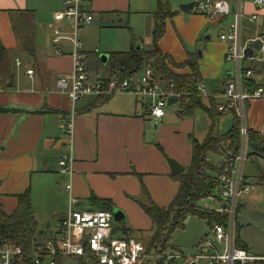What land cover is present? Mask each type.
Here are the masks:
<instances>
[{"label":"crops","instance_id":"obj_1","mask_svg":"<svg viewBox=\"0 0 264 264\" xmlns=\"http://www.w3.org/2000/svg\"><path fill=\"white\" fill-rule=\"evenodd\" d=\"M169 1L175 16L167 21V29H175L181 41L185 39L193 48L186 50L180 59H175L162 49L163 38L160 40V48L178 64L184 63L188 54H197L200 84L204 86L201 100L209 107L212 102L217 109L227 101L223 97V90L231 76V64L225 60L230 45L220 41V35L228 29L231 19L210 20L201 15H191L190 23L194 26L191 35H188V32L176 28V21H183V14L186 12L182 9L177 11L175 5L182 7L197 0ZM223 1L232 6L238 3L237 0ZM64 2L65 0H0V205L5 213L11 214L17 207V196L30 191L36 221L35 241H45L54 236L69 209L100 210L103 203H94L93 198L110 201L113 208L120 209L119 200L122 196L130 198L143 193L148 194L151 200L159 205L149 194L150 192L153 195L148 182L150 176L162 175L161 182L165 185L172 179L174 184L170 183V190L165 189L170 194L168 201H172L178 192L179 183L173 178L176 175L171 172L167 157H173L184 167V172L191 163L192 140L191 145L186 143L184 152H177L167 151V148L162 147L159 144V134L148 138L150 132L153 133L151 129L154 119L150 117L149 112L152 100L134 96L131 101H124L116 99L114 95L104 103H97L98 96H87L78 103L73 147L70 151L66 124L71 113V103L68 96L58 89L57 79L71 73V47L68 44L58 47L61 51L58 54L57 47L52 42L54 14L63 9ZM131 2L132 0H92L89 9L93 16L123 14L129 11ZM242 9L245 14L242 41L247 44L257 35L264 34V7L256 8L252 0H242ZM148 14L151 15L150 12ZM252 15L257 16L254 22L249 20ZM44 17L52 31L51 49L45 48L41 34L38 33ZM211 27L219 30L216 41H213V36L207 35L212 30ZM80 36L82 40L83 36ZM202 40L205 43L201 48L202 56L199 57L200 49L197 47ZM83 53L89 62L88 52L83 49ZM110 54L99 55L103 66L108 63L104 64L101 56L108 55L110 58ZM253 57L254 59L246 60L245 65L253 70L254 83H264V54L257 52ZM17 60L20 61L19 65ZM29 70H33L32 75L27 73ZM89 71L92 79L98 74L92 73L91 69ZM188 71V68H184L180 72ZM210 79L223 80L215 95L206 96L203 81ZM176 103H180L179 99L172 105ZM198 112L204 113L211 125L207 113L203 110H197L193 116L184 118L180 116L179 110L177 116L180 120H187L195 118ZM166 116L165 110L164 118ZM164 118L160 123H164ZM226 118L228 117L222 115L218 121ZM231 120L233 122L234 119ZM248 126L250 130L263 135L264 100L248 104ZM217 133L220 134L219 128ZM206 136L197 139L189 135L191 139L199 142H203ZM155 144L161 147H156ZM70 152L73 158L71 176L62 174L59 166L60 159ZM217 155L221 157L222 163L224 156ZM245 176L250 184L249 177L246 174ZM143 177H146V183ZM68 185H71L70 191L66 190ZM72 199L75 200L74 203L71 202ZM39 200L45 204L46 209L38 206ZM81 200L88 202L82 204ZM171 201L159 206L167 207ZM215 202L220 204L219 201ZM137 204L141 207L140 204L148 202ZM125 219L126 214L120 222ZM114 227L120 229L118 236L143 242L140 234L144 233V230H132L124 224ZM122 228L127 230L126 235L121 231ZM247 251L264 256L252 253L249 249Z\"/></svg>","mask_w":264,"mask_h":264},{"label":"built area","instance_id":"obj_2","mask_svg":"<svg viewBox=\"0 0 264 264\" xmlns=\"http://www.w3.org/2000/svg\"><path fill=\"white\" fill-rule=\"evenodd\" d=\"M92 0H65L62 10L54 14L53 44L58 54V47L68 44L71 47L73 61L71 73L57 79V87L66 94L71 103V113L66 124L69 138L68 147H73L76 105L87 96L99 95H132L136 98H150V117L160 121L165 116L170 97L179 98L161 87L163 81L158 78L152 67H145L144 73L137 78L134 74L125 79L102 78L97 74L92 79L89 63L83 53V42L80 30L94 21L89 9ZM236 6L223 0H197L189 9L194 15L206 16L211 20L230 18L228 29L221 33L220 41L230 46L225 60L231 64V76L223 90L225 104L218 107L223 115H230L238 123V152L225 157L224 173L220 177L221 186L210 198L219 201L214 210L222 216L221 223L214 224L194 255L181 253H150L146 245L135 238L121 237L113 233V211L90 210L77 211L69 209L60 221L57 232L45 241H34L31 251L25 252L21 247L6 243L0 246V264H24L27 258L33 264H57V259L75 258L86 264H149L163 259L165 264L175 260L182 264H263L264 256H257L237 246V214L239 201L249 193L244 169L250 160L248 104L256 100H264V83L253 82V70L245 65V61L254 59V53L264 54V34L257 35L249 43L242 41L243 18L242 0ZM256 8L264 7V0H252ZM256 15L249 19L254 22ZM259 41V50H254L252 57L246 56V50ZM17 64L20 61L17 60ZM33 74V70L27 72ZM203 84L198 86V96L203 92ZM264 137V133L262 135ZM226 161V162H225ZM220 165V166H221ZM60 172L73 174L72 154H65L59 161ZM71 190V185L66 187ZM75 202L74 199L71 200Z\"/></svg>","mask_w":264,"mask_h":264},{"label":"rangeland","instance_id":"obj_3","mask_svg":"<svg viewBox=\"0 0 264 264\" xmlns=\"http://www.w3.org/2000/svg\"><path fill=\"white\" fill-rule=\"evenodd\" d=\"M130 5L129 11L123 14H94L95 20L80 31L83 36V49L89 55V69H91L92 73L98 72L102 78L110 75L111 66H103L99 61V55L127 52L133 45L135 48L141 46L145 51L152 49L151 33L154 28L153 13L157 10L156 0H132ZM175 9L180 11L181 5H175ZM175 9L173 7V10ZM149 12L151 15L148 14ZM191 15L194 14L191 12L184 13V20L176 21V28L184 30L185 33L188 32V35H191L194 26V24L190 23ZM211 28L212 30L207 35L213 36V41H216L219 30L215 27ZM38 33L41 34L45 48L51 49L52 31L49 29V22L45 17L44 21L39 25ZM207 35H204V37ZM162 40V49L170 53L175 59H180L186 50H192L193 48L185 39L181 41L172 27H168ZM204 43V40H202L198 44V50L203 48ZM145 67L146 65L137 73V78L143 75ZM226 67L228 68V65ZM111 74L114 73L111 72ZM222 80L210 79L203 81L206 88L205 95H215ZM161 87H165L164 84ZM115 98L131 101L134 97L132 95H115ZM165 110L167 116L164 118L163 124L160 123L161 121L152 120L151 130L153 133L150 132L148 138H153L152 135L159 134L161 142H158L162 147L167 148V151L184 152L183 149L186 143L191 145V140H193L189 135L202 139L209 132L211 125L204 113L198 112L195 118L180 120L177 116L180 110V103L167 106ZM225 116L229 119H221L219 125H217L221 135L229 133L233 127L232 117L230 115ZM160 145L155 144L156 147H161ZM167 158L174 159L173 157ZM208 159L216 165L221 163V157L217 154H209ZM262 172H264V158L251 157L244 169V173L250 179V191L241 197L237 214V229L241 241L250 252L260 255H264V183L261 182L259 177ZM162 177V175H154L150 176L148 180L153 192V195L150 192L149 194L159 205L171 201V199L168 201L170 198L168 191L170 190V183L174 184L171 178L169 184L166 183L165 185L164 182L162 184ZM145 178L143 177L144 183H146ZM145 186L146 188L148 187L146 184ZM165 189H168V191L166 192ZM81 202L84 204L88 201L81 200ZM137 202L147 203V196L142 193V195H134L130 198L121 197L119 200L120 209L125 212L126 219L123 222L114 221V226L121 227L124 224L132 230H144V233L141 232L140 236L143 238V243L147 245L152 234L150 231L151 222ZM37 204L42 209L47 208L40 200L39 202L37 201ZM199 205L204 210H216L220 204L207 197ZM210 231V226L205 220L197 216H190L185 222V227L174 232L170 245L174 249L179 248L186 256L194 255L196 254L197 246L206 235L210 234ZM63 264H79V261L75 258H65L63 259Z\"/></svg>","mask_w":264,"mask_h":264},{"label":"trees","instance_id":"obj_4","mask_svg":"<svg viewBox=\"0 0 264 264\" xmlns=\"http://www.w3.org/2000/svg\"><path fill=\"white\" fill-rule=\"evenodd\" d=\"M156 1L157 10L153 13L152 49L148 51L138 50L133 45L127 52L111 53L108 65L111 66V72L114 74L110 72L109 78L125 79L137 74L145 65L146 67H153L156 76L163 81L166 89L179 96L180 116L182 118L193 116L197 110H203L211 121L209 132L204 141L192 140L191 163L188 169L182 174L173 176L179 183V188L169 206L157 205L148 194H146L148 204H140L152 223V235L146 245L147 250L150 253L176 252L185 255L179 248H172L170 241L177 229L185 227L187 218L190 216L200 217L208 223L210 229L213 228L214 224L221 223L223 220L222 216L214 210L202 209L199 203L203 199L215 195L221 186L220 177L223 175L226 165L225 163L221 166L216 165L208 159V155L221 154L226 161L235 155L239 146V129L238 123L234 119L233 127L229 133L223 135L217 133L218 120L223 114L218 111V108L216 109L212 102L209 107L198 96L201 75L197 54H188L184 63L178 64L170 55L164 54L161 50L160 40L166 33L167 21L172 19L175 13L170 8L169 0ZM184 68H188L189 71L180 72ZM110 97L99 95L97 103L99 101L104 103ZM249 148L250 158L253 156L264 158V137L256 131L249 130ZM260 180L264 183V172L261 173ZM17 200V207L11 214L5 213L0 205V246L10 243L29 253L36 235V221L32 211L30 191L18 195ZM92 200L103 203L100 210L113 211L110 201L106 202L95 198ZM119 231L120 229L115 228L113 233L117 235ZM121 231L125 235L127 234V230L124 228ZM237 246L248 250L239 237L238 229ZM78 261L79 264H86L83 260ZM24 264H33V262L27 258ZM57 264H63V260L58 258ZM149 264H165V261L160 259ZM169 264H182V261L175 260Z\"/></svg>","mask_w":264,"mask_h":264},{"label":"water","instance_id":"obj_5","mask_svg":"<svg viewBox=\"0 0 264 264\" xmlns=\"http://www.w3.org/2000/svg\"><path fill=\"white\" fill-rule=\"evenodd\" d=\"M191 6H192V3L187 4V5H183L181 7V9H182V11L187 13V12H189V9H190ZM259 48H260V43H259V41H256L251 47H249L246 50V52H245L246 56L249 57V58L252 57L254 50H259ZM137 49L141 50L142 48L141 47H137ZM198 54H199V57L202 56V50L201 49L198 51ZM101 60H102V62L104 64H107L108 60H109V56L108 55H103V56H101ZM177 101H178V99L175 98V97H170L168 99L169 105H172L173 103H175ZM168 164H169L171 172L173 174L178 175V174L184 173V167H182L176 160L169 158L168 159ZM113 214H114V219L117 222L118 221L120 222V221H122L125 218L124 212L122 210H120L119 208H117V207L113 208ZM191 264H197V263L194 262V263H191Z\"/></svg>","mask_w":264,"mask_h":264}]
</instances>
